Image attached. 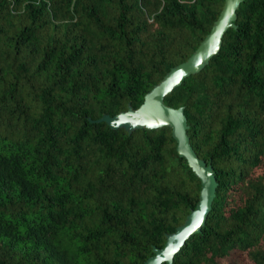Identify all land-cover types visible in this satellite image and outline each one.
<instances>
[{
    "label": "trees",
    "instance_id": "16d2710c",
    "mask_svg": "<svg viewBox=\"0 0 264 264\" xmlns=\"http://www.w3.org/2000/svg\"><path fill=\"white\" fill-rule=\"evenodd\" d=\"M223 4L0 0V264H144L184 221L201 182L171 128L95 120L139 106ZM235 22L164 98L218 182L173 264H264V0Z\"/></svg>",
    "mask_w": 264,
    "mask_h": 264
},
{
    "label": "water",
    "instance_id": "95a60500",
    "mask_svg": "<svg viewBox=\"0 0 264 264\" xmlns=\"http://www.w3.org/2000/svg\"><path fill=\"white\" fill-rule=\"evenodd\" d=\"M242 1L244 0H224L218 17L193 52L185 60L170 67L144 94L139 106L133 107L129 104L126 110L113 115L104 113L95 120L104 121L113 129L122 127L128 132L138 128L169 126L179 156L186 159L200 179L201 188L195 206L190 209L181 224L166 233L162 246H153V253L145 259L144 264L163 262L173 264L174 254L192 234L202 230L211 210L218 184L213 164L199 157L190 143L184 106H171L164 101V98L173 88L181 84L184 78L204 68L210 58L219 52L224 33L228 28L236 27L237 9Z\"/></svg>",
    "mask_w": 264,
    "mask_h": 264
}]
</instances>
